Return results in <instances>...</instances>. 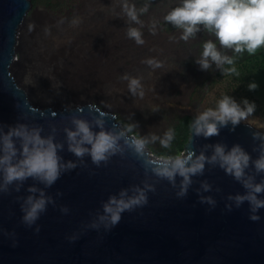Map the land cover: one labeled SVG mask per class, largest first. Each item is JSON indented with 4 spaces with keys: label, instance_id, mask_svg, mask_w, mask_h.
<instances>
[{
    "label": "water",
    "instance_id": "95a60500",
    "mask_svg": "<svg viewBox=\"0 0 264 264\" xmlns=\"http://www.w3.org/2000/svg\"><path fill=\"white\" fill-rule=\"evenodd\" d=\"M32 8L31 0H0V125L4 131L17 123L43 126L42 135L53 134L64 145L58 153L63 162L73 161L78 166L63 173L50 188L29 179L19 191L13 184L8 193H0V264H264V209L258 212L260 219L252 221L247 202L236 208L229 197L246 190L218 164L206 162L203 173L191 177L187 195L178 197L181 178L177 176L173 186L157 177L152 165L160 158L146 147L143 153H136L131 147L135 137L122 129L116 116L92 107L91 100L102 97L67 98L58 89L54 92L52 79L47 78L37 85L43 92L40 100L33 99L31 89L23 83L24 75L29 70L47 71L50 65L43 63L44 57L35 58L21 72L25 62L23 32L29 30ZM40 14L48 15L36 8L33 19ZM115 23L122 24L120 19ZM122 55L126 53L116 61L120 67ZM127 55L140 59L136 54ZM74 116L92 122L100 118L105 128L119 135V151L106 166L96 167L88 156L81 163L68 151L64 129L73 128ZM253 133L264 136L242 122L234 130L231 124L221 127L218 135L209 138L190 131L184 151L210 158L217 144L224 145L226 151L240 145L254 161L264 139H254ZM246 173L254 176L255 182L264 179V173L257 174L251 163ZM32 186L42 189L55 203L48 205L36 224L27 227L22 223L21 204ZM133 186L145 188L148 203L125 211L119 224L106 231L98 219L103 203ZM147 186L155 190L148 191ZM201 197H210L215 204L201 203ZM63 207L67 213L61 211ZM94 223L97 228L92 227ZM37 226L39 233L35 232ZM73 236L77 239L70 241Z\"/></svg>",
    "mask_w": 264,
    "mask_h": 264
},
{
    "label": "clouds",
    "instance_id": "9594fccd",
    "mask_svg": "<svg viewBox=\"0 0 264 264\" xmlns=\"http://www.w3.org/2000/svg\"><path fill=\"white\" fill-rule=\"evenodd\" d=\"M123 10L128 19L134 23L141 24L135 5H123ZM148 11L145 5L140 9L141 13ZM164 21L182 30L180 39L187 41L200 31L201 26L215 37V41L209 40L203 44V51L197 63L201 70L207 71L212 64L217 69L225 73H235L236 68L234 58L222 54L220 48L231 49L234 54L247 52L255 55L258 50L264 49V0H182L180 6L172 8L165 16ZM35 25H30L29 30H34ZM45 34H50L49 28H45ZM152 34H155L153 25ZM128 38L135 41L137 45H143L145 40L142 33L135 27L127 30ZM153 67H160L161 62L154 59L144 61ZM228 65L230 67L225 68ZM129 80V90L133 95L137 94L140 81L137 78L123 77ZM258 85L249 83V91L256 90ZM143 97V92L139 93ZM95 107V105H92ZM256 111V104L244 99L237 103L229 95H224L216 104L215 108H207L201 111L190 125L191 132L195 136L209 138L219 134L221 127L229 124L233 130L241 122L248 120ZM72 129L65 128L66 142L68 151L71 152L81 163L85 156L90 157L91 162L100 167L107 165L110 157L119 151V135L105 128L102 119L97 118L95 122L72 117ZM98 128V131L94 129ZM43 126H29L17 123L9 126L7 131L0 125V193H8L11 185H17L16 191L20 186L31 179L43 184L45 188H50L56 183L63 173L75 169L78 165L73 161L63 162V158L58 154L63 150L64 145L58 143L53 134L42 135ZM254 139H264L260 133H253ZM154 139V138H153ZM173 139V133L168 132L161 140L164 147H168ZM131 147L138 154L143 153L146 141L143 138H135ZM218 164L226 174L231 175L236 181L240 182L246 190L244 194H237L229 199L233 200L236 208L241 207L245 202L249 205V218L258 221V212L264 209V179L255 182V177L248 175L246 169L250 163L257 174L264 173V146L260 149V155L254 161L240 145H234L226 151V147L221 144L214 146L213 155L208 158L201 153L196 155L194 152L184 151L174 157H161L153 162V173L169 181L173 186L176 177L181 178L178 197L187 195L189 186L192 183L191 177L202 174L205 163ZM205 189L208 185H204ZM148 191L155 189L147 186ZM30 194L24 198L21 204L23 213L22 223L27 227H32L39 220L40 216L47 211L49 204H54V200L46 196L42 189L34 186L27 190ZM38 193V195H34ZM131 193V194H130ZM207 202L214 205L215 202L210 197H201V203ZM148 203L145 188L133 186L131 190L121 189L118 195L109 196L103 203V214L98 219L103 224L106 231H110L119 224L122 213L132 211L136 207H142ZM231 211V205L226 206ZM67 213V207L61 209ZM97 228V224L92 225ZM40 227L35 228L39 233ZM70 241H75L77 237H69ZM15 244V242H14Z\"/></svg>",
    "mask_w": 264,
    "mask_h": 264
},
{
    "label": "flooded vegetation",
    "instance_id": "af4514ba",
    "mask_svg": "<svg viewBox=\"0 0 264 264\" xmlns=\"http://www.w3.org/2000/svg\"><path fill=\"white\" fill-rule=\"evenodd\" d=\"M181 2L182 0H120V2L79 0L72 3L55 20L51 19L53 24H56L55 33L61 39L66 37L65 33L70 36V32L77 31L69 40L58 39L60 47L57 54L65 58L66 65L64 70L57 73L67 87L68 96L73 100L77 98L74 97L75 95L79 98L85 97L82 89H78V93H71L69 89L70 85L65 76L69 60L64 54L65 50L63 51L66 42L73 43L75 37L82 34L83 39L85 35L87 36L86 47L97 51L99 57L106 63L96 90L90 97L102 95L103 84L109 81L110 84L106 85V89L113 103L109 105L102 99L101 103L96 101L94 105L114 114L124 131L135 138H142L144 134L142 130L145 129L159 137L161 134L165 135L167 129H169L168 132H172L174 124L181 119L193 118L194 120L195 117L183 107H187L191 102L196 106L198 101L194 98L203 99L230 74L221 72L215 64H212L207 71H203L197 63L203 51V44L209 40L216 42L212 33L201 26L194 37L184 41L180 39L182 30L164 21V16L172 8L180 6ZM125 3L129 6L135 5L141 24L128 19L123 10ZM145 5L148 6V11L141 13L140 9ZM105 19H113L114 23L111 25L115 28L111 29L110 22L103 23ZM118 19L121 20V26L115 23ZM153 25L155 26L154 35L152 34ZM130 27L141 31L142 38L145 40L143 45H137L134 40L128 38L127 30ZM105 29L111 32L104 31ZM121 29L122 38L118 33ZM217 47L222 54L234 58L233 66L237 69L239 54H234L231 49L220 48L218 42ZM71 51L78 54L79 50L74 52L71 49ZM122 53L126 55H122L123 65L120 67L116 61ZM127 53L136 54L140 59L135 60ZM148 59L161 62V66L153 67L144 63ZM125 75L139 79L140 87L136 95L130 92L129 80L123 79ZM141 91L144 94L143 97L139 95ZM122 97L125 98V102L123 100L121 102Z\"/></svg>",
    "mask_w": 264,
    "mask_h": 264
},
{
    "label": "rangeland",
    "instance_id": "374dc122",
    "mask_svg": "<svg viewBox=\"0 0 264 264\" xmlns=\"http://www.w3.org/2000/svg\"><path fill=\"white\" fill-rule=\"evenodd\" d=\"M31 1L33 4V8L30 14L28 15L27 26L29 28L30 25H35V28L32 31L27 30L25 33L24 30L23 32V34H25L24 44H22L25 62L22 63L21 72H23L25 66H30V62H33L35 58L40 60L41 57H44L43 59L46 60V62L43 63L48 64L50 66L47 70L48 73L46 70H35L33 72L29 70L24 75L23 83L31 89L33 99L40 100L41 96L43 95V92L38 88L37 85L41 80L45 81L47 78H50L52 79V83L50 84L52 90L54 92H57L58 89L59 92L61 91L67 98H70L68 96V90L65 83L59 78L57 73L65 69L66 60L61 55L57 54V50L60 47V45L58 44L59 40H69L73 35L76 34L77 31L73 30L72 32H70V36L69 34L65 33L64 36L66 37L61 39V37L58 36L53 30V28L55 29L56 24H53V22L47 16L51 17L52 20H55L57 16L59 17L61 14H63L65 6L69 4V2H73V0ZM77 1L79 0H76V2ZM36 8H38L42 12L47 13L48 15L45 16L44 14H40L37 15L35 19H33V13ZM70 24L74 25V23ZM45 28H49L50 34H45ZM53 43H55L54 46ZM72 50L74 52L78 51L76 47H73ZM262 50L263 49L258 50L255 55H249L247 52L241 53V57L239 58V60L242 58L252 60V57L259 55ZM39 53H42V55L40 56ZM20 56L21 54L19 55V58ZM40 62L42 63V61ZM248 69L249 68H247V64H239L236 69V72L227 76V79L222 80V82L219 83L220 85L217 86L215 90L211 91V93L203 97V99H200L199 97L194 98L198 101L196 106L192 105L191 102L190 105L183 108L190 112L193 117H196L201 111L206 110L207 108H215L217 102L224 95L231 96L233 99L236 100L237 103L241 104L244 99H247L250 102H254L256 104V111L252 116L248 118L247 121L242 123L250 124L258 130L264 132V70L257 68L252 71ZM253 82H255L258 87L254 91H249L248 85L249 83ZM108 84H110L109 81L104 82L102 87V95L92 98L102 97V99L106 100L107 103L111 105L113 103L112 98L110 97L106 89V85ZM118 92L119 94H121L120 90H118ZM91 101L93 103L96 102L94 100ZM97 101H99L100 103L102 102L101 100ZM71 104L74 105L73 102ZM168 130L169 129L166 130L167 133ZM142 131L144 133L142 138L146 141V148H148L150 151L164 149V146L160 142L165 138L164 134H161L158 137L152 135L149 130L143 129ZM153 155L158 157L156 154Z\"/></svg>",
    "mask_w": 264,
    "mask_h": 264
},
{
    "label": "bare ground",
    "instance_id": "6f19581e",
    "mask_svg": "<svg viewBox=\"0 0 264 264\" xmlns=\"http://www.w3.org/2000/svg\"><path fill=\"white\" fill-rule=\"evenodd\" d=\"M112 28H115L114 25H111V29ZM104 31L111 32L108 29H105ZM86 37L87 36L85 35V38L83 39L82 34L77 35L73 40V43L66 42V44L64 45L66 47H64L63 51L65 50L64 54L69 60V64L67 65L68 70L67 72H65V76L70 85L69 89L71 93H78V89H82L85 92V97H87H84V99H90V96H93V92L96 90V87L100 81L99 79L102 76L103 68L106 66V63L101 59V57H99L97 51L86 47L88 45L85 44L87 42ZM73 46L79 50L78 54L72 53L71 49ZM74 97H77L75 98L76 100L80 99L76 95ZM122 100L123 97L121 98V102Z\"/></svg>",
    "mask_w": 264,
    "mask_h": 264
},
{
    "label": "trees",
    "instance_id": "16d2710c",
    "mask_svg": "<svg viewBox=\"0 0 264 264\" xmlns=\"http://www.w3.org/2000/svg\"><path fill=\"white\" fill-rule=\"evenodd\" d=\"M73 2H69L64 8L67 10ZM63 10V11H64ZM241 57V54L238 55V59ZM252 60L240 59L238 60V65L245 63L247 64L248 70H255L257 68L264 70V49L259 55L252 57ZM193 118L181 119L178 123H175L172 127L173 139L169 142L168 147H164L163 150L151 151L153 154H156L158 157H174L178 154H181L184 151V146L189 140L190 137V125Z\"/></svg>",
    "mask_w": 264,
    "mask_h": 264
}]
</instances>
